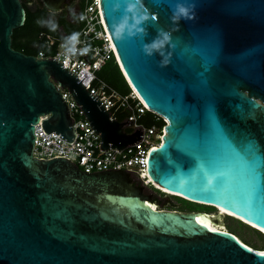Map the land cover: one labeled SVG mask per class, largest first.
<instances>
[{"label": "water", "instance_id": "1", "mask_svg": "<svg viewBox=\"0 0 264 264\" xmlns=\"http://www.w3.org/2000/svg\"><path fill=\"white\" fill-rule=\"evenodd\" d=\"M31 1L0 0V264H264V252L212 229L204 216L221 221L211 213L152 209V194L119 168L87 174L64 157L33 156L42 116L46 134L76 136L56 86L81 106L102 150L141 132L125 134L54 58L12 48ZM40 1L58 13L67 0ZM181 2L194 15L172 21ZM128 3L100 0V10L128 87L167 121L147 151L148 177L264 233V0H141L134 11ZM125 17L118 38L113 25ZM159 29L169 40L145 53Z\"/></svg>", "mask_w": 264, "mask_h": 264}, {"label": "built area", "instance_id": "2", "mask_svg": "<svg viewBox=\"0 0 264 264\" xmlns=\"http://www.w3.org/2000/svg\"><path fill=\"white\" fill-rule=\"evenodd\" d=\"M77 21L80 27L76 32L78 34L76 42H68L67 38L72 34L64 35L60 39L41 32L38 37L43 43V48L34 56L41 59L54 58L61 63L65 70L80 80V84L93 98L102 103V108L108 113L111 121H117L119 114L125 113L126 119L122 121L124 133L132 135L140 128L141 140L119 151L115 148L102 150L101 137L90 127V122L86 119L81 106L74 101L67 90H61L56 86L68 107L76 136L69 143L55 132L46 134L41 122L47 116H42L35 126L33 156L43 160L64 157L87 174L114 171L119 168L129 173L128 176L133 177L139 186L158 193L161 190L147 175V151L151 147L160 145L167 121L149 110L133 90L127 95H122L97 77V72L106 62L114 60L118 66L115 49L102 18L100 0H83ZM68 47H72L74 51H68ZM146 111L153 114L156 125L145 126L139 122ZM159 120H162L164 125H159Z\"/></svg>", "mask_w": 264, "mask_h": 264}, {"label": "rangeland", "instance_id": "3", "mask_svg": "<svg viewBox=\"0 0 264 264\" xmlns=\"http://www.w3.org/2000/svg\"><path fill=\"white\" fill-rule=\"evenodd\" d=\"M79 0H72V3L66 10L60 15V13L52 14L50 13L47 21L49 22H56L58 17L63 16L64 19L69 22L70 24L67 27V31L71 32V34L76 33L80 27V24L77 21L78 18V11H79V4H77ZM40 5V2L39 4ZM36 5L35 2L32 4H28V7L30 9H34ZM114 69L110 65V61L106 62L103 67L100 69L99 72H97V77L104 81L105 83L109 84L113 89H115L118 93H121V90H125V86L123 82L120 80H117L114 74ZM120 115V114H119ZM126 119L125 114H121V121H124ZM139 122L145 126L150 125H156L154 120L149 117L148 115H144ZM129 130V128H126ZM134 186V185H133ZM143 192L146 195L152 194V199L155 201L156 205L159 208L167 209V210H177V211H205L213 214V216L218 220V222L221 221V224L216 223L217 225H220L223 229L232 232L234 235H236L243 243L249 245L250 247H253L255 249H263L264 248V238L261 234L257 233L256 231L248 228L245 225L240 224L238 221L233 220L231 218L226 217L224 214L219 212L217 210L214 211V209H211L209 207H204L200 205H196L193 203L184 202L182 200H178L176 198H171L168 196H162L161 194L154 193L151 190L144 189ZM219 214V215H217ZM215 223V222H214Z\"/></svg>", "mask_w": 264, "mask_h": 264}, {"label": "trees", "instance_id": "4", "mask_svg": "<svg viewBox=\"0 0 264 264\" xmlns=\"http://www.w3.org/2000/svg\"><path fill=\"white\" fill-rule=\"evenodd\" d=\"M22 5H23L24 10H25V21H24V24L22 27H20L19 29L13 30V33L11 36V39H12L11 46L14 50L20 51L26 55H36L37 52L43 48V43L38 37L39 33H41V32H44L46 34L52 35V36L60 38V39L63 38L64 35H71V32L66 30L67 29L66 26H68L70 23L67 22L63 16H61L58 20H56V22H54L56 24L55 29L50 28L46 24L38 23V21H40V20L47 21L49 15H50V13L46 10V8L42 5L41 2H40V5L35 6V8L33 10L30 9L28 7V4L25 2H22ZM82 6H83V0H79V8L81 9ZM110 65L114 69L113 72L115 74L116 79L119 81L121 80L123 82L125 88H126L125 90L124 89L121 90L120 94H122V95L129 94V92L131 90L128 87L127 83L125 82V80L121 74V71L119 70V67L117 66L116 62L114 60H111ZM121 114H125V113H120V115L116 118V120L118 122H122L121 121ZM145 115H148L149 117H151L154 120L153 114H151L150 112L146 111ZM154 122L157 124V122L155 120H154ZM158 124L159 125L163 124L162 120H159ZM158 194H161V193L158 191ZM161 195L163 196V194H161ZM164 196H165V194H164ZM168 197L176 198L178 200H182L184 202H187L181 198L173 197L172 195L168 196ZM188 203H190V202H188ZM204 207H208V206H204ZM209 208L214 209L212 207H209ZM192 211H194V210H192ZM202 212H205V211L203 210ZM205 213H210V211L205 212ZM224 215H226V214H224ZM240 224H242V223H240ZM230 233L233 234L232 232H230ZM257 233H259V232H257ZM245 245H247V244H245ZM247 246H249V245H247ZM250 248H252L253 250H260V249H255L253 247H250Z\"/></svg>", "mask_w": 264, "mask_h": 264}, {"label": "clouds", "instance_id": "5", "mask_svg": "<svg viewBox=\"0 0 264 264\" xmlns=\"http://www.w3.org/2000/svg\"><path fill=\"white\" fill-rule=\"evenodd\" d=\"M140 4H141V0H135L134 3L132 2V0H129L128 11H134L136 9V5H140ZM141 7H142V5H141ZM192 15H194V5L181 2V3H177L175 5V8L173 9V12H172L170 19L172 21H179L181 18H185V17L191 18ZM147 18H148L147 17V11L145 10L143 13L139 14V16L137 17V20L138 21H144ZM126 20H127V18L125 17L118 24L113 25L115 34L118 38H119L120 34L122 33V31L124 30ZM38 23L46 24L52 29H55V27H56V24L54 22L40 20V21H38ZM129 35H131V31H129ZM77 36H78L77 33H73L70 37L67 38L68 42L69 43L76 42ZM168 40H169V33L163 29H159L157 36L152 41L146 43L143 47V50L145 53L151 54L153 52V50L162 48ZM68 51H74V49L72 47H68ZM159 192L161 194H163V196H164V194H165V196H171V195H168V194L163 193L161 191H159ZM214 211H216V213H217V209H214ZM225 216L229 217L227 215H225ZM229 218L232 219L234 217L230 216ZM235 219H237V218H235ZM237 220H238V222L242 223L243 225L259 232V234L261 233L258 229H256L255 227L245 223L244 221H242L240 219H237Z\"/></svg>", "mask_w": 264, "mask_h": 264}, {"label": "bare ground", "instance_id": "6", "mask_svg": "<svg viewBox=\"0 0 264 264\" xmlns=\"http://www.w3.org/2000/svg\"><path fill=\"white\" fill-rule=\"evenodd\" d=\"M116 56V55H115ZM134 92V91H133ZM135 93V92H134ZM136 94V93H135ZM137 95V94H136ZM138 96V95H137ZM139 97V96H138ZM158 187V186H157ZM160 190H161V192H163V193H166V194H168V195H172V196H178V197H182V196H180V195H178V194H174V193H171V192H167L166 190H164V189H161L160 187H158ZM186 199V198H185ZM151 208L152 209H154V210H157L158 209V207H157V205L156 204H154V203H152V206H151ZM216 208H217V210L219 211V212H221L222 214H226V215H228V216H232V217H235V218H237V219H240V220H242V221H244L245 223H247V224H249L248 222H246L245 220H243V219H241V218H239V217H237V216H235V215H233V214H231V213H229V212H226V211H224L223 209H221V208H219V207H217L216 206ZM217 215H219V214H217ZM212 216H213V214H212ZM204 218H205V220L206 221H208V225L212 228V229H214V230H221V231H224V232H228L227 230H225V229H223L222 227H220V225H217L216 223H214V222H211L209 219H208V217L207 216H204ZM235 218H233V219H235ZM237 219H235L236 221H238ZM249 225H251V224H249ZM252 226V225H251ZM254 227V226H253ZM257 229V228H256ZM260 231V230H259ZM262 234H264L262 231H260ZM241 243H243L238 237H236ZM244 244V243H243ZM250 248V247H249ZM253 250V249H252ZM254 251H256V252H264V250H254Z\"/></svg>", "mask_w": 264, "mask_h": 264}, {"label": "flooded vegetation", "instance_id": "7", "mask_svg": "<svg viewBox=\"0 0 264 264\" xmlns=\"http://www.w3.org/2000/svg\"><path fill=\"white\" fill-rule=\"evenodd\" d=\"M33 2H35L36 3V5H38L39 4V2H41L40 0H32L31 2H29V3H27V4H32ZM71 3H72V0H67L66 1V4L64 5V8H63V10L61 11V12H58V13H60V15L66 10V8H68V6H70L71 5ZM77 4H79V2L77 3ZM39 6V5H38ZM50 13V12H49ZM52 14H55V13H52ZM61 17V16H60ZM60 17H58V19L60 18ZM57 19V20H58ZM129 179L131 180V182H132V185H134L135 187H139V184L137 183V181L133 178V177H130L129 176ZM141 187V186H140ZM153 200V199H152ZM154 203H155V201H154Z\"/></svg>", "mask_w": 264, "mask_h": 264}]
</instances>
